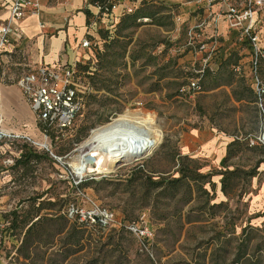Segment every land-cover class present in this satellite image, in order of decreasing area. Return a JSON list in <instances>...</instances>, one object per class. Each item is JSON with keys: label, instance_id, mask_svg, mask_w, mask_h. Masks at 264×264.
Wrapping results in <instances>:
<instances>
[{"label": "rangeland", "instance_id": "374dc122", "mask_svg": "<svg viewBox=\"0 0 264 264\" xmlns=\"http://www.w3.org/2000/svg\"><path fill=\"white\" fill-rule=\"evenodd\" d=\"M188 2L151 0L162 25L146 17L131 37L107 46L114 29L92 43L90 59L76 63L91 90L74 125L50 136L63 163L32 142L4 144L14 166L0 194V264H250L258 258L264 264V95L250 92L245 59L239 68V62L208 66L199 63L202 53L189 51L185 19L195 6ZM4 54L0 91L11 94L12 124L27 121L40 138L17 85L30 54L27 48H12L5 60ZM256 75L264 84V61ZM192 80L201 88L190 89ZM117 117L141 125L123 126L134 151L151 136L158 143L106 173L78 174L74 157L82 142ZM159 180L164 184L151 182ZM89 200L122 223L147 220L155 232L148 249L119 225L74 237L66 208Z\"/></svg>", "mask_w": 264, "mask_h": 264}, {"label": "built area", "instance_id": "2783aa9c", "mask_svg": "<svg viewBox=\"0 0 264 264\" xmlns=\"http://www.w3.org/2000/svg\"><path fill=\"white\" fill-rule=\"evenodd\" d=\"M195 3L196 10L201 15L197 22L188 27V40L186 47L195 54L202 53L204 65H211L220 61L219 39L225 41V34L220 32L219 25L223 19L226 23L228 35L231 37L232 48L240 46L249 48L252 52L251 83L258 95H264V84L256 75L260 62L264 59V0H189ZM118 2L112 0L106 2L100 10L105 13L117 8ZM40 0H11L9 16L0 20V52L10 42L12 34L16 30L18 22L23 20L29 12H38ZM126 11L132 12L133 8ZM224 41L223 45L226 43ZM83 47H89L90 41L84 40ZM219 52V53H218ZM63 87L60 88L59 84ZM17 85L21 88L30 108L35 115L36 129L41 135L34 137L27 123L17 130L5 129L0 118V194L6 189L11 179H7L10 169L14 165V157L10 150L5 149L4 144L30 142L45 149L59 163L58 157L52 148L50 129L64 131L73 126L75 120L83 110L84 95L90 90L81 82L76 64L62 66L39 65L23 72L17 78ZM189 88L198 90L201 88L199 80H192ZM41 124L47 129H42ZM254 143V142H252ZM78 183V182H77ZM67 215L70 219H76L83 224L93 225L100 223L104 227L123 226L134 234L143 248L148 249L154 239L155 232L145 219L122 224L118 221L115 212L89 200L87 206L70 203L67 207Z\"/></svg>", "mask_w": 264, "mask_h": 264}, {"label": "crops", "instance_id": "0c3cea01", "mask_svg": "<svg viewBox=\"0 0 264 264\" xmlns=\"http://www.w3.org/2000/svg\"><path fill=\"white\" fill-rule=\"evenodd\" d=\"M142 0H119V4L109 14L100 11L98 5L92 4L90 0H40L38 12H29L23 20L17 23L16 30L12 34L10 42L1 53H10L12 48H27L30 57L28 64L30 68L39 65L62 66L76 64L90 59L93 55L91 47H83L84 40L90 42L101 40V29L114 30L121 16L128 8H137ZM195 6L192 1L188 2ZM11 0H0V20L9 16ZM196 6L187 15V20L192 26L197 22L201 11L196 12ZM90 13V16L87 15ZM193 13H197L193 14ZM220 32L225 34L226 43L230 42L225 21L222 19L219 25ZM99 42V41H98ZM6 54L2 55L5 60ZM27 69V70H28ZM19 87V86H18ZM1 89V88H0ZM22 96L27 103L21 88ZM11 94L3 89L0 91V118L5 129H15L21 126L12 124L14 115L8 105ZM32 113V121L34 114ZM21 119L24 112L21 113ZM31 121V122H32Z\"/></svg>", "mask_w": 264, "mask_h": 264}, {"label": "trees", "instance_id": "16d2710c", "mask_svg": "<svg viewBox=\"0 0 264 264\" xmlns=\"http://www.w3.org/2000/svg\"><path fill=\"white\" fill-rule=\"evenodd\" d=\"M90 2L92 4L98 5V7H102L103 8V6L106 4V2H109V0H90ZM116 2L119 3V0H112V3H116ZM150 2H151V0H142L141 1V5L142 6H139L137 8H133V11L132 12H128V11H125L124 12V14L121 16L119 22L115 26V29H116L115 30V34H116V36L113 39L110 40V43L107 44V46H112V43L119 41V38L120 37H128V38L131 37L133 35V32L138 27H140L142 25V21L146 17L149 18V19H152L153 21H157V23L159 25H162V22L160 21V19L154 20L156 14L158 12L157 11H154V10H152L150 8V5H148ZM100 11L105 14V12L103 11V9L100 10ZM200 11H202V10H200ZM109 13H111V12H108L106 14H109ZM87 15L90 16V13L87 12ZM126 30L127 31L129 30V32L126 33V34H123L124 31H126ZM110 33H111V29H108V28L106 30H104V29H101L100 30L101 37L104 40L109 39ZM224 41L225 40L223 38H220L219 39V45L220 46H219L218 49H219V52L221 51V54H219L220 61L219 62H214L213 64H218L219 66L220 65H226V64H233L234 65V64H237V62H239L237 64V67H236V68H239L240 67V63L242 62V60L245 59V63L249 65L250 73H251V77H252V75H253L252 68H251V65H252V56H251L252 55V52H251L250 48H249V52H248V49L245 48V47L243 48V46H240L237 49H233L232 47H229L230 48L229 53L226 54L225 50L227 51V49H228L227 48V45L230 44V43L232 44V42L230 41V42H227V43H225L223 45ZM91 46H92V42H90V46L89 47H91ZM233 60H234V63H232ZM263 61H264V59L260 62L259 66L257 68V71L260 68V66L262 65ZM199 63L200 64H203L202 57L200 58ZM208 66H210V65H208ZM76 69H77L78 74L82 78V72H81L78 64H76ZM199 83H200V81H199ZM90 90L88 92H90ZM88 92L84 95V98H83V105L84 106H85V97L88 94ZM250 92L251 93L256 92L253 85H252V88H250ZM41 128L44 129V130L47 129L46 128V125H44V124H41ZM70 128H68V129H70ZM68 129H66V130H68ZM53 130H55V129H53ZM53 130L50 129L51 134H53V132H54ZM51 142H52V140H51ZM238 143H239V140H235L234 142H232L228 146V155H230L232 153L233 146L237 145ZM226 158L227 157H225L222 161L224 162L226 160ZM12 167H11V169H12ZM141 169H142V167L139 168V170H141ZM183 177H184V174H182V176L179 177V178H175L174 180H172V182L173 183L179 182V181H181V179ZM227 179H228V176H226V173L223 174V178H222V185H223L222 186V190L223 191L226 190V181H227ZM151 182L152 183L159 184V185L164 184V180H159V181H156V182L151 181ZM66 217L68 218V220H70L72 223L75 224V227H74V229L72 231L74 237H76L77 235L81 234L82 233V229H84V230H86V229H88V230H94L95 232H97L99 234H103L107 230V227L102 226L100 223L93 224V225H88V224L80 223L77 220V218L76 219H70L68 217V215H67V208H66ZM130 222H134V221H128V222H125V223H122V224H127V223H130ZM35 224L36 223L33 222L30 225V227L28 228V231L26 233L28 236L32 233ZM82 236L83 235H81L80 237L74 238L75 242H79L81 240ZM28 241L29 240H27V243H28ZM250 264H262V261H261L260 258H258V259L252 260Z\"/></svg>", "mask_w": 264, "mask_h": 264}, {"label": "bare ground", "instance_id": "6f19581e", "mask_svg": "<svg viewBox=\"0 0 264 264\" xmlns=\"http://www.w3.org/2000/svg\"><path fill=\"white\" fill-rule=\"evenodd\" d=\"M126 124L141 127L136 121H131L125 117H117L92 130L89 137L82 142L77 150L78 154L74 157L77 162L75 169L78 174L106 173L121 161L139 156L158 143V138L151 136L146 141H141L142 148L139 152L134 153L133 146L136 143L123 130V126Z\"/></svg>", "mask_w": 264, "mask_h": 264}, {"label": "water", "instance_id": "95a60500", "mask_svg": "<svg viewBox=\"0 0 264 264\" xmlns=\"http://www.w3.org/2000/svg\"><path fill=\"white\" fill-rule=\"evenodd\" d=\"M134 153H137V152H139V150L138 151H133ZM92 162H94V160H92Z\"/></svg>", "mask_w": 264, "mask_h": 264}]
</instances>
